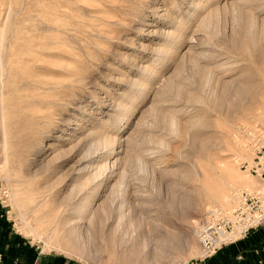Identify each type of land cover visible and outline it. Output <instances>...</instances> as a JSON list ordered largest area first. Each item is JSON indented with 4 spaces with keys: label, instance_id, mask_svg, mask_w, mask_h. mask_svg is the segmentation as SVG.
Returning a JSON list of instances; mask_svg holds the SVG:
<instances>
[{
    "label": "rangeland",
    "instance_id": "obj_1",
    "mask_svg": "<svg viewBox=\"0 0 264 264\" xmlns=\"http://www.w3.org/2000/svg\"><path fill=\"white\" fill-rule=\"evenodd\" d=\"M0 52V208L39 250L192 264L264 192V0H0Z\"/></svg>",
    "mask_w": 264,
    "mask_h": 264
},
{
    "label": "crops",
    "instance_id": "obj_2",
    "mask_svg": "<svg viewBox=\"0 0 264 264\" xmlns=\"http://www.w3.org/2000/svg\"><path fill=\"white\" fill-rule=\"evenodd\" d=\"M0 264H84L63 254L39 250L13 229L0 208ZM195 264V263H192ZM201 264H264V226L229 241Z\"/></svg>",
    "mask_w": 264,
    "mask_h": 264
},
{
    "label": "built area",
    "instance_id": "obj_3",
    "mask_svg": "<svg viewBox=\"0 0 264 264\" xmlns=\"http://www.w3.org/2000/svg\"><path fill=\"white\" fill-rule=\"evenodd\" d=\"M255 156L241 167L264 181V132L254 136ZM239 205L218 214L200 230L202 252L194 262L201 264L229 241L244 238L251 230L264 226V192L239 191Z\"/></svg>",
    "mask_w": 264,
    "mask_h": 264
},
{
    "label": "bare ground",
    "instance_id": "obj_4",
    "mask_svg": "<svg viewBox=\"0 0 264 264\" xmlns=\"http://www.w3.org/2000/svg\"><path fill=\"white\" fill-rule=\"evenodd\" d=\"M9 9H10V7H8V5H7V7H6V9L4 10V13H2V14H4V15H2L3 17H4V19L6 18L5 16L8 14V12H9ZM19 12V11H18ZM18 12H16V13H18ZM12 14H14L13 16H14V19H13V22H14V24L17 22V19H16V15H15V12L14 13H12ZM4 36H5V33H3V32H1V37L2 38H4ZM11 38L16 42L17 40H18V38H20V33L16 30V28H13V30H12V32H11ZM6 42V41H5ZM7 43V42H6ZM6 49H8L5 45H3V51H6ZM13 53L14 54H18V50L17 51H14V47H13ZM0 54L1 55H3V52H0ZM2 59V58H1ZM15 60V59H14ZM13 61V60H12ZM13 64V63H12ZM250 117V116H249ZM256 135V133L254 134V136ZM250 141H251V139H250ZM250 147H251V149H252V151H253V146L251 145V143H250ZM253 159V157L250 159V160H252ZM227 163V162H226ZM227 166V165H226ZM232 167V166H231ZM231 170H233V168L231 169L230 168V166H229V164H228V166L225 168V174H224V178H225V184H224V187L222 188V190L220 191V192H217L211 199H214V200H216V201H218V200H220L221 198H223V199H225L224 197H227L225 194H226V190H227V188H229L231 185H233L234 183H235V181H236V178H235V176L233 175V173H232V171ZM224 181V180H223ZM218 203V202H217ZM220 212H223V211H221V210H218V209H212V210H210V212H209V217H208V221L209 222H212L213 221V219H215V217L218 215V214H220ZM200 230H201V227L198 229V233L197 234H200Z\"/></svg>",
    "mask_w": 264,
    "mask_h": 264
}]
</instances>
